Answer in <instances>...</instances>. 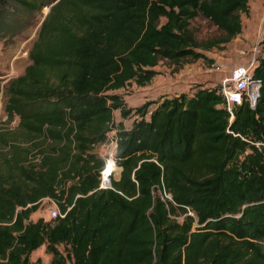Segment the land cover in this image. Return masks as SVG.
Listing matches in <instances>:
<instances>
[{
    "label": "trees",
    "instance_id": "trees-1",
    "mask_svg": "<svg viewBox=\"0 0 264 264\" xmlns=\"http://www.w3.org/2000/svg\"><path fill=\"white\" fill-rule=\"evenodd\" d=\"M0 2L26 11L54 2L30 62L5 88L9 117L51 144L36 163L25 164L28 149L16 145L4 157L0 264H33L41 245L49 264H264V55L252 70L261 82L255 107L243 100L231 122L220 84L137 106L116 91L147 84L161 58L222 47L241 32L248 0ZM199 14L219 36L196 39L190 24ZM116 109L134 116L129 127ZM110 130L121 169L103 188L106 157L93 147ZM46 196L63 215L32 220Z\"/></svg>",
    "mask_w": 264,
    "mask_h": 264
},
{
    "label": "rangeland",
    "instance_id": "rangeland-1",
    "mask_svg": "<svg viewBox=\"0 0 264 264\" xmlns=\"http://www.w3.org/2000/svg\"><path fill=\"white\" fill-rule=\"evenodd\" d=\"M54 3V2H52ZM43 5L32 11H26L14 4L0 2V135L6 137L7 143L0 140V168L5 169L4 157H10L15 150L27 148L25 164L38 161L41 152L50 149L51 141L40 136L35 139L24 135L18 127V115L9 117L4 109L7 82L23 73L26 65L30 62L29 49L37 37L41 22L50 9L51 4ZM10 11V13H9ZM242 30L236 36L225 43L222 47L214 46L209 49L198 47L205 57L182 58L179 62L168 58H161L155 69L157 73L145 85H139L134 81L117 89L128 106H137L144 101L154 100L163 95H175L183 91L191 92L197 85L216 86L221 83L225 76H232L239 68L246 67L251 62L264 55V0H248V12L240 13ZM191 30L198 41L219 36L220 30L207 17L199 14L191 20ZM2 85V87H1ZM153 104L150 106L152 107ZM115 111V110H114ZM116 116L120 114L116 111ZM132 116L125 118L126 124H131ZM113 130L108 132L111 139ZM93 151L104 157L115 156L116 143L108 140L105 146L100 144L93 147ZM112 178L117 179L120 166ZM170 196L169 193L165 194ZM58 205L49 197H43L39 201L36 210L31 212L32 220L43 217L51 219L48 208ZM182 217V214L177 216ZM51 255L44 250V245L39 246L30 253L33 264H49Z\"/></svg>",
    "mask_w": 264,
    "mask_h": 264
},
{
    "label": "built area",
    "instance_id": "built-area-1",
    "mask_svg": "<svg viewBox=\"0 0 264 264\" xmlns=\"http://www.w3.org/2000/svg\"><path fill=\"white\" fill-rule=\"evenodd\" d=\"M254 65L255 62H251L246 67L239 68L232 76H225L221 80L219 91L224 96L223 106L229 113V122L235 117V109L237 105L241 104L243 100H246L250 107L254 108L256 101L260 96L261 82L259 79L254 78L252 74ZM1 76L2 75H0V77ZM109 140L116 143V140L113 138ZM107 141H103L99 144L105 146ZM260 143V141L255 142L256 145H260ZM109 163H111L114 168L107 171L106 168ZM116 167L118 166L115 157L110 154V156L106 157L105 165L100 171L99 187H112V175L117 170ZM48 213L51 218H54L57 215H63L55 205L48 208ZM188 213L192 214V211L188 210Z\"/></svg>",
    "mask_w": 264,
    "mask_h": 264
},
{
    "label": "crops",
    "instance_id": "crops-1",
    "mask_svg": "<svg viewBox=\"0 0 264 264\" xmlns=\"http://www.w3.org/2000/svg\"><path fill=\"white\" fill-rule=\"evenodd\" d=\"M186 92H188V91H186ZM116 111H118L119 112V110L118 109H116L115 111H114V115H115V119L116 120H122L123 121V123H124V125L126 126V127H129L130 126V124H126L124 121H125V118H123V117H121L120 116V118L118 117V116H116ZM134 116H132V118H133ZM127 118V117H126ZM121 169V168H120ZM120 174V173H119ZM119 176V175H118Z\"/></svg>",
    "mask_w": 264,
    "mask_h": 264
},
{
    "label": "bare ground",
    "instance_id": "bare-ground-1",
    "mask_svg": "<svg viewBox=\"0 0 264 264\" xmlns=\"http://www.w3.org/2000/svg\"><path fill=\"white\" fill-rule=\"evenodd\" d=\"M114 167L112 166V164L111 163H109L108 165H107V168H106V170L108 171V170H112ZM116 169H117V167H116Z\"/></svg>",
    "mask_w": 264,
    "mask_h": 264
},
{
    "label": "water",
    "instance_id": "water-1",
    "mask_svg": "<svg viewBox=\"0 0 264 264\" xmlns=\"http://www.w3.org/2000/svg\"><path fill=\"white\" fill-rule=\"evenodd\" d=\"M119 178V177H118Z\"/></svg>",
    "mask_w": 264,
    "mask_h": 264
}]
</instances>
